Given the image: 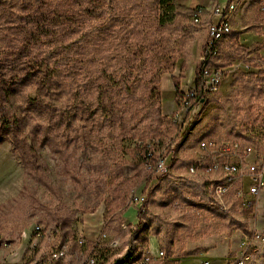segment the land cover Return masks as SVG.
<instances>
[{"label": "rangeland", "instance_id": "374dc122", "mask_svg": "<svg viewBox=\"0 0 264 264\" xmlns=\"http://www.w3.org/2000/svg\"><path fill=\"white\" fill-rule=\"evenodd\" d=\"M244 2L232 13V33L219 43L218 56L208 63V67L222 70L216 91L189 111L176 106L172 78L178 76L185 58L180 88H194V68L203 58L206 24L216 19L208 12L212 2L206 4L207 13L202 14L199 25L183 19L193 29L192 38L181 49L174 70L161 75L157 114H147L154 119L159 134L150 135L152 139L146 142H155L151 149L158 150V155L167 150L166 172H145L149 177L145 186L133 187L127 194L135 179L127 155L119 151L115 155L99 154L88 139L65 145L53 134L49 146L36 141L33 156L40 168L28 172L11 152L8 139L0 136V264H81L79 235L89 246L98 241L99 254L109 264L124 251L125 227L137 222L136 211L143 200L147 202L142 217L145 239L139 241L140 257L132 264H141L145 256L150 257L149 264H230L240 255L248 257L244 264H264V241L244 240L241 231L248 224L235 221L241 218L236 211L225 214L212 205L203 187L186 172L195 144L208 138H240L245 142V136H258L264 128V83L256 72L264 58L263 38L256 30L259 0ZM24 91L30 95V86ZM19 113L30 144V109L19 107ZM77 125L81 132H88L86 122ZM188 125L190 129L182 135ZM158 143L162 145L158 147ZM123 196L127 197L126 204L116 209ZM225 199L230 206V196ZM93 213H100L102 219L89 238L90 228L81 223ZM37 228L41 238L35 236ZM109 244L116 245L107 248ZM61 245L75 255L62 262H48L50 251Z\"/></svg>", "mask_w": 264, "mask_h": 264}, {"label": "trees", "instance_id": "16d2710c", "mask_svg": "<svg viewBox=\"0 0 264 264\" xmlns=\"http://www.w3.org/2000/svg\"><path fill=\"white\" fill-rule=\"evenodd\" d=\"M122 1L0 0V136L8 139L26 171L40 168L33 156L36 141L49 146L55 134L65 145L88 139L99 154H126L135 177L127 194L145 186V172L154 173L158 150L151 149L155 142L146 141L159 128L147 114H157L160 77L174 70L192 38L193 29L183 19L192 21L194 7L178 0ZM207 64L204 57L196 63L195 96H186L179 84L186 67L182 59L172 78L177 107L189 111L210 93L203 81ZM29 86L30 95L24 91ZM19 107L30 109V144ZM79 122L89 125L88 132H81ZM199 185L204 190L205 184ZM126 198H119L116 209ZM146 212L143 200L137 222L125 227L124 251L109 264L139 259Z\"/></svg>", "mask_w": 264, "mask_h": 264}, {"label": "built area", "instance_id": "2783aa9c", "mask_svg": "<svg viewBox=\"0 0 264 264\" xmlns=\"http://www.w3.org/2000/svg\"><path fill=\"white\" fill-rule=\"evenodd\" d=\"M230 0H214L211 8L208 9L210 15L214 16L215 21L210 20L206 24L207 40L203 49L205 62L215 59L218 56L220 45H215V52H208V44H212V35L214 31H221V42L226 38V29H232L231 24L234 19L227 18V7ZM207 13L206 8L201 6L194 7L192 22L195 25L201 23L200 17ZM257 35L261 36L264 44V0H260L256 5ZM208 65V64H207ZM209 71V73H208ZM259 78L264 83V58L256 70ZM204 83L210 93L217 89L221 78L222 70L219 67H206L204 70ZM186 96H195L194 88L185 91ZM186 103V100H183ZM185 108L184 105L181 106ZM264 122V110H263ZM176 120V119H175ZM181 121H177L179 126ZM246 141L242 139H206L203 144H195L190 153L186 172L197 184H205L204 191L206 198L214 202V197L209 196V181H220L219 192L230 196V206L214 205L225 209V214L236 211L241 217L237 222L247 223L241 236L244 240L264 241V128L258 136H245ZM163 151V149H162ZM165 149L162 152L163 165L155 166L154 173L164 175L166 172ZM222 180H229V187H222ZM35 234L39 237V232ZM86 244V245H85ZM116 244H109L107 248H113ZM100 243L94 241L88 245V242L79 235L78 257H81V264H108L105 257L99 254ZM162 253L160 252V255ZM68 255L74 256V252L68 253L65 245H61L52 251L48 256V262H62ZM247 256L240 255L232 260L230 264H244ZM150 257H143L141 264H149ZM43 263V262H42ZM34 263V264H42ZM204 264H208L205 262Z\"/></svg>", "mask_w": 264, "mask_h": 264}, {"label": "bare ground", "instance_id": "6f19581e", "mask_svg": "<svg viewBox=\"0 0 264 264\" xmlns=\"http://www.w3.org/2000/svg\"><path fill=\"white\" fill-rule=\"evenodd\" d=\"M238 0H230L229 7H227V18H232V13L235 11L237 8ZM231 29H226V33L230 32ZM221 39V31H214V35H212V44H208V52H215V45H218L219 41ZM205 143V140L200 142V144ZM163 165V157L162 155H158L157 157V162L156 166H162ZM222 187H229V180H222ZM220 188V181H209V191H210V196L214 197V202L217 203V205H223L226 206V203L224 201L226 200L225 198V193L219 192ZM214 202L211 204L214 205ZM220 208L219 206H217ZM223 211H225L224 208H220ZM77 244L79 245V240L77 241Z\"/></svg>", "mask_w": 264, "mask_h": 264}, {"label": "crops", "instance_id": "0c3cea01", "mask_svg": "<svg viewBox=\"0 0 264 264\" xmlns=\"http://www.w3.org/2000/svg\"><path fill=\"white\" fill-rule=\"evenodd\" d=\"M182 5H184L185 7H188V8H193V7H196V6H202L204 8H207L206 7V4H208L209 2H213L214 0H208L207 3L201 5V3H197L198 0H189V1H184V0H178ZM246 1V0H245ZM251 2V0H248ZM186 2V3H184ZM244 2V0H239L238 1V7L242 5V3ZM245 3V2H244ZM257 4V2H256ZM245 5V4H244ZM237 7V9H238ZM236 13V12H235ZM234 19H235V14H234ZM161 78V81L163 80V77H160ZM173 86V85H172ZM171 93L173 94L174 96V89H172ZM171 94V95H172ZM172 105H174V103H172ZM102 219V215L100 213H93L89 216H86L82 219V227H83V224L85 226H88L90 228L89 232L87 234H89V238H91L93 236V229L96 228V226H98L100 224V221Z\"/></svg>", "mask_w": 264, "mask_h": 264}]
</instances>
